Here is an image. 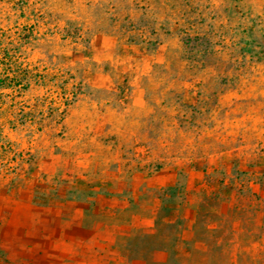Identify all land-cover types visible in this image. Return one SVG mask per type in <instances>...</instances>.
<instances>
[{
    "label": "rangeland",
    "instance_id": "1",
    "mask_svg": "<svg viewBox=\"0 0 264 264\" xmlns=\"http://www.w3.org/2000/svg\"><path fill=\"white\" fill-rule=\"evenodd\" d=\"M39 1L0 0V264L20 254L8 227L35 231L48 193L82 212L61 264H264V0H230L250 9L246 21L261 13L250 35L261 48L224 45L204 57L175 32L127 40V24L161 16L163 0H48L46 10ZM224 4L213 6L225 20ZM109 31L135 44L121 48L128 76L148 65L143 48L165 52L141 80L148 106L121 110L100 134L96 112L73 104L88 89L85 46ZM132 156L146 169L128 178ZM161 171L173 181L132 182ZM169 185L175 194L162 201Z\"/></svg>",
    "mask_w": 264,
    "mask_h": 264
},
{
    "label": "crops",
    "instance_id": "2",
    "mask_svg": "<svg viewBox=\"0 0 264 264\" xmlns=\"http://www.w3.org/2000/svg\"><path fill=\"white\" fill-rule=\"evenodd\" d=\"M39 2L45 10L48 7L50 8V1L40 0ZM55 6L57 5L55 4ZM53 14L55 15V13ZM72 14H74V11H71V15L58 19V24L68 22L69 19H75ZM87 44L88 46L85 47L88 50H93L90 53H85L83 57L84 61H87L88 89L81 92V98L75 101L73 108L82 114L90 110L95 111L96 119L100 121L99 127H95V130H99L98 132L102 134L106 132L112 118L123 116L124 113L121 110L128 112L133 108L144 109L148 106L146 88L141 80L149 75L153 64L164 61L165 47L163 43L159 44L152 53L147 52L144 48L141 51L137 49L144 58L147 56L148 65L138 68L139 72L135 73L134 76L133 73L128 76L126 74L129 69L127 65L129 66V64L123 59L121 48L123 46L134 47L135 44H120L118 35L114 31L95 32ZM67 51H63V54ZM70 52L68 51V53ZM96 90L118 93L120 97L115 100L103 98L96 95ZM113 106L116 108H113ZM170 169L171 166L167 170ZM172 177V171H161L153 176L138 174L132 179V182L137 186L146 182L152 186L161 187L171 183L173 181ZM63 197H65V194ZM57 201L58 197L56 195L48 193L45 198L46 204L36 207V214L40 217L36 219L35 231L29 230L26 225H19L17 228L14 226L8 227L10 237H14L13 235L17 232L19 233L18 241H13L11 238L6 240L11 248L17 247L20 252L18 257L10 256L8 258L10 264L68 263L69 260L66 254L74 253L76 247L75 232L80 229L82 212L77 207L71 209L67 205L71 201L70 199H66L62 203ZM81 242L83 243V240ZM36 248L46 251L42 256L43 258L39 255L34 257V260L32 256L28 255L31 249ZM60 250L61 256H57Z\"/></svg>",
    "mask_w": 264,
    "mask_h": 264
},
{
    "label": "trees",
    "instance_id": "3",
    "mask_svg": "<svg viewBox=\"0 0 264 264\" xmlns=\"http://www.w3.org/2000/svg\"><path fill=\"white\" fill-rule=\"evenodd\" d=\"M157 2L159 0H156ZM216 0H169V3L162 1L161 9L157 13L149 14L145 18L144 23L127 24L126 32L128 33V41L141 40L135 31L142 30L151 34H157L159 31L165 33L175 32L185 42L190 45L192 50L196 49L198 54L204 57L207 53L215 52L218 47L230 45L234 48L245 52L249 46L254 44L255 48H261L262 42L250 35L255 32L258 25L257 18H260L261 13H257L250 18H246L251 12L245 6L239 5L238 2L231 4L230 0H221L226 6L228 13L226 19H223L222 14L216 9L213 4ZM205 2V3H204ZM229 2V3H228ZM235 21L233 24L232 22ZM236 31L237 37L227 38V33ZM258 30V29H257ZM248 39V40H247ZM228 43V44H227ZM13 76L18 80H23L18 71H14ZM124 153L120 156L123 157ZM127 172V177L135 175L138 171H144L146 165H142L134 156L127 160L124 164ZM97 178H94L96 180ZM173 186L169 185L163 189V198H171L175 193Z\"/></svg>",
    "mask_w": 264,
    "mask_h": 264
}]
</instances>
